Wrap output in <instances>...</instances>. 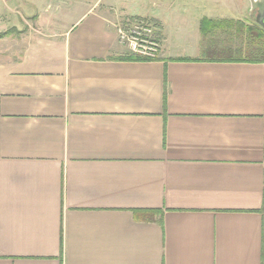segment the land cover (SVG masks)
Masks as SVG:
<instances>
[{"label": "crops", "instance_id": "obj_1", "mask_svg": "<svg viewBox=\"0 0 264 264\" xmlns=\"http://www.w3.org/2000/svg\"><path fill=\"white\" fill-rule=\"evenodd\" d=\"M49 1L0 0V34L37 30L0 47V264H264V63L202 48L238 18L198 12L180 52L168 0ZM122 16L159 29L156 60L126 59Z\"/></svg>", "mask_w": 264, "mask_h": 264}, {"label": "rangeland", "instance_id": "obj_2", "mask_svg": "<svg viewBox=\"0 0 264 264\" xmlns=\"http://www.w3.org/2000/svg\"><path fill=\"white\" fill-rule=\"evenodd\" d=\"M26 1L28 2L29 0ZM35 1L41 10H44V8H46V6L48 5L55 3L54 1H49V0H35ZM116 1L120 6L125 7L127 9L154 7V4L157 2V0H116ZM177 1L178 2H176V0H168V3L173 7L176 6L174 13L175 15H181L185 19L183 20V22H181V24L177 20L175 22L174 21L175 19L171 20L168 35H169V45L180 52L193 51L191 47L193 43L196 41L197 37H199L200 32L195 27H189V25L194 23L193 22L194 18L198 14V12L205 11L208 14H216L218 16H221L224 19L238 18L236 19V21H241L247 26L258 25L255 21L256 13H254V15L251 18H250V12L248 13V10H245L243 14H239V5L242 4L241 0H177ZM23 7L25 8L27 7V5L23 4ZM6 15L10 17L9 12L6 13ZM3 16L5 17V13H3ZM18 16L21 17V15ZM24 18L25 20H27L25 15ZM135 20H136L135 18L122 16L118 18L116 24L118 28H127L129 27L128 25L132 24ZM8 30L12 31V34L10 35L11 37H9L7 40H3V42H0V47L14 49L16 51L22 50V48L27 43L33 40L34 35L37 34V30L35 28L34 23L30 21H28L27 24L24 23L18 29L9 27L7 31ZM2 31L4 32L6 30L0 29V32ZM236 35L237 34L234 29L217 31L213 36H210V38L206 39L205 42L204 40L202 41V48L204 50V47L206 48L209 45L210 46L215 45L219 47L234 45L235 47L239 48L243 46L242 41L240 40L243 39L244 37L239 38L238 41L232 43V41L234 42L237 39ZM159 36H160L159 40H161L162 37L160 34ZM121 45L130 52V50L125 45L123 44ZM160 50H161V42H160Z\"/></svg>", "mask_w": 264, "mask_h": 264}, {"label": "trees", "instance_id": "obj_3", "mask_svg": "<svg viewBox=\"0 0 264 264\" xmlns=\"http://www.w3.org/2000/svg\"><path fill=\"white\" fill-rule=\"evenodd\" d=\"M145 20V19H136ZM147 21V20H146ZM234 29L236 32V40L243 38V46L235 47L234 45L219 47L215 45H209L206 47L205 53H211L208 56L215 60L232 61V62H251V63H264V28L259 25H245L241 21L236 20H222L214 21L210 19H204L201 22V32L204 39L210 38L217 31ZM12 34V31H7L0 34V39L8 37ZM242 36V37H241ZM129 60H145L147 59L138 57L136 55H129Z\"/></svg>", "mask_w": 264, "mask_h": 264}, {"label": "built area", "instance_id": "obj_4", "mask_svg": "<svg viewBox=\"0 0 264 264\" xmlns=\"http://www.w3.org/2000/svg\"><path fill=\"white\" fill-rule=\"evenodd\" d=\"M128 26L118 28L120 43L138 57L156 60L160 53L158 28L146 20H135Z\"/></svg>", "mask_w": 264, "mask_h": 264}, {"label": "water", "instance_id": "obj_5", "mask_svg": "<svg viewBox=\"0 0 264 264\" xmlns=\"http://www.w3.org/2000/svg\"><path fill=\"white\" fill-rule=\"evenodd\" d=\"M251 1L253 3L252 4L253 8L258 7L260 9V14L263 16L264 15V0H251ZM257 23L264 28V21H258Z\"/></svg>", "mask_w": 264, "mask_h": 264}, {"label": "flooded vegetation", "instance_id": "obj_6", "mask_svg": "<svg viewBox=\"0 0 264 264\" xmlns=\"http://www.w3.org/2000/svg\"><path fill=\"white\" fill-rule=\"evenodd\" d=\"M261 5V4H260ZM255 21L258 22V21H264V15L262 16L260 14V9L256 12V18H255Z\"/></svg>", "mask_w": 264, "mask_h": 264}]
</instances>
